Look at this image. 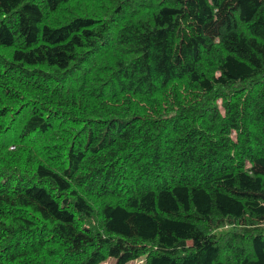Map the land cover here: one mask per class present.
I'll return each instance as SVG.
<instances>
[{"label": "trees", "instance_id": "1", "mask_svg": "<svg viewBox=\"0 0 264 264\" xmlns=\"http://www.w3.org/2000/svg\"><path fill=\"white\" fill-rule=\"evenodd\" d=\"M264 264V0H0V264Z\"/></svg>", "mask_w": 264, "mask_h": 264}, {"label": "rangeland", "instance_id": "2", "mask_svg": "<svg viewBox=\"0 0 264 264\" xmlns=\"http://www.w3.org/2000/svg\"><path fill=\"white\" fill-rule=\"evenodd\" d=\"M143 259L144 258H141V259H138V260H134V261L129 262L128 264H143ZM103 264H114V261L113 260H108L107 262H105Z\"/></svg>", "mask_w": 264, "mask_h": 264}]
</instances>
